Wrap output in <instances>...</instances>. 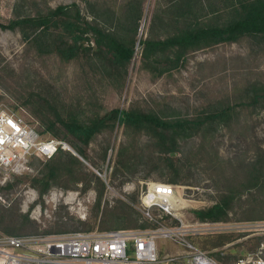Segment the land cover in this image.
<instances>
[{"label":"rangeland","instance_id":"374dc122","mask_svg":"<svg viewBox=\"0 0 264 264\" xmlns=\"http://www.w3.org/2000/svg\"><path fill=\"white\" fill-rule=\"evenodd\" d=\"M128 1L0 0V21L8 23L34 16L48 7L73 3L80 6L87 19H92L91 11H102L107 5L117 7L120 17L125 18ZM170 1H144L136 52L126 73L111 62L110 56L97 53L93 42L86 43L91 47L88 56L63 61L56 53L40 54L35 44L24 40L20 32L0 27V111L23 118L39 131L43 130L42 123L21 102L31 92L45 94V90L55 98L53 101L66 107L81 102L87 117L115 108L136 107L165 120L183 121L202 119L233 108L223 119L182 133L175 153L160 155L155 141L148 135L138 136L118 123L111 136L102 134L84 147L87 160L74 150L86 162L82 161L84 172H93L106 183L100 211L96 209L99 195L95 182L83 192L82 183L76 185L65 178L62 185L51 190L64 194L74 192L73 203L66 205L62 198L61 204L52 208L42 201L44 197L29 182L18 180L35 175L37 165H32V172L19 176L7 177L0 171V232L52 236L101 231L105 226L139 231L154 229L156 224L143 219L142 214L138 220L116 219L109 211L116 208L121 211V202H124L142 212L140 199L148 183L171 184L167 182L175 172L158 159L161 157L171 159L178 170V184L172 185L181 187L179 193L187 200V207L181 212L185 224L198 228L209 224L188 237L198 248L230 264L256 252L264 243V181L251 189L248 182L254 165L259 168V163H264V39L247 37L238 43L196 51L186 57L180 69L156 77L144 66L140 42L168 35L164 26ZM205 1L216 7L226 4V0ZM256 93L259 98L255 100ZM123 148L125 155L121 157L119 152ZM104 151L106 160L102 161ZM139 154L143 155L142 159ZM120 162L127 163L130 169L116 174ZM5 178L10 179L4 182ZM32 191L38 194V199L29 203ZM229 192L236 199L226 222H203L197 218V210L210 208ZM39 205L42 214L38 221L32 213ZM152 213L156 217L162 214L158 208H153ZM164 223L176 226L180 220L165 217ZM220 242L222 246H214ZM157 247L161 260L186 251V247L164 237L157 239Z\"/></svg>","mask_w":264,"mask_h":264},{"label":"trees","instance_id":"16d2710c","mask_svg":"<svg viewBox=\"0 0 264 264\" xmlns=\"http://www.w3.org/2000/svg\"><path fill=\"white\" fill-rule=\"evenodd\" d=\"M144 1L129 0L125 18L120 17L117 7L109 8L107 5L101 8L102 11H91L92 19H87L82 14L80 6L73 3L56 8L48 7L44 12L12 19L8 23L0 21V27L20 32L24 40H30L35 44L40 54L56 53L63 61H71L81 55L88 56L91 47L86 43L93 42L97 53L110 56L111 62L126 73L135 56ZM87 5L91 4L87 3ZM166 15L168 19L164 27L168 35L163 38H147L140 42L144 66L156 77L180 69L186 57L196 51L220 44L238 43L247 37L264 39V0H226L223 7L206 4L205 0H171ZM120 31L123 34L119 35ZM53 36L56 38L50 42ZM45 91L47 94L31 92L21 105L29 107L35 117L40 120L43 126V130H40L42 133L66 141L86 160L88 156L84 147L90 146L102 134L111 136L117 123L133 130L138 136L148 135L155 141L156 152L161 155L175 153L178 150L180 136L188 129L223 119L233 110L229 107L202 119L183 121L165 120L155 114L140 111L136 107L127 110L115 108L102 115L93 113L87 117L84 116L81 102L78 101L73 106L66 107L53 101L55 98L51 97L47 90ZM258 98L259 95L256 93L254 99ZM119 153L121 157H124V148ZM138 157L142 159L143 155L139 154ZM101 159L106 160V151ZM158 159L163 160L167 167L175 172L173 178L167 183L178 184L176 173L178 170L175 169L173 161L169 158ZM127 163H131L130 158ZM127 163H118L116 174L130 169ZM31 165H37L38 172L18 180L29 182L39 192L41 198L48 194L52 187L62 185V180L65 178L76 185L82 183L83 192H87L95 182L99 195L96 209L100 211L107 188L106 183L93 172L85 173L84 163L73 153L60 150L47 161L32 158ZM250 173L252 177L248 180L249 189L264 181V163H259V168L254 165ZM235 199L233 192L225 193L217 204L208 209L197 210L195 214L203 222H226ZM121 204V211L117 208L109 211L112 218L128 217L138 220L142 214L144 219L143 213L136 211L131 204L124 202ZM116 229L129 228L105 226L101 231ZM222 245L220 242L214 246Z\"/></svg>","mask_w":264,"mask_h":264},{"label":"built area","instance_id":"2783aa9c","mask_svg":"<svg viewBox=\"0 0 264 264\" xmlns=\"http://www.w3.org/2000/svg\"><path fill=\"white\" fill-rule=\"evenodd\" d=\"M60 150L75 153L66 141L42 133L21 117L0 111V171L7 177L32 172V158L47 161ZM9 179L5 178L4 182ZM179 190H182L179 186L162 182L147 184L140 201L144 218L157 225L150 230H96L52 236H12L0 232V264H222L188 239L190 233H197L209 224L200 228L185 224L181 212L187 207V200ZM29 194L28 202L34 203L38 194L34 191ZM74 195V192L51 190L43 202L57 208L62 198L64 204H72ZM153 208L162 214L154 216ZM41 214L39 205L32 217L39 221ZM165 217L179 219L180 225H165ZM159 237L186 247V251L161 260ZM234 264H264V243L256 252L236 259Z\"/></svg>","mask_w":264,"mask_h":264},{"label":"water","instance_id":"95a60500","mask_svg":"<svg viewBox=\"0 0 264 264\" xmlns=\"http://www.w3.org/2000/svg\"><path fill=\"white\" fill-rule=\"evenodd\" d=\"M75 156H77L80 160H82L83 162H85L84 161V159L82 158V157H80L76 152L75 153H73ZM86 163V162H85Z\"/></svg>","mask_w":264,"mask_h":264},{"label":"bare ground","instance_id":"6f19581e","mask_svg":"<svg viewBox=\"0 0 264 264\" xmlns=\"http://www.w3.org/2000/svg\"><path fill=\"white\" fill-rule=\"evenodd\" d=\"M145 22V21H144Z\"/></svg>","mask_w":264,"mask_h":264}]
</instances>
